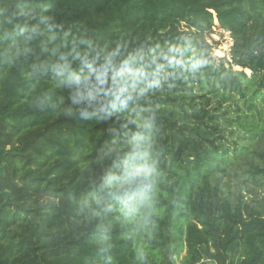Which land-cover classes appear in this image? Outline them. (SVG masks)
<instances>
[{
	"label": "trees",
	"instance_id": "1",
	"mask_svg": "<svg viewBox=\"0 0 264 264\" xmlns=\"http://www.w3.org/2000/svg\"><path fill=\"white\" fill-rule=\"evenodd\" d=\"M236 128L264 137V0H0V264H264Z\"/></svg>",
	"mask_w": 264,
	"mask_h": 264
},
{
	"label": "rangeland",
	"instance_id": "2",
	"mask_svg": "<svg viewBox=\"0 0 264 264\" xmlns=\"http://www.w3.org/2000/svg\"><path fill=\"white\" fill-rule=\"evenodd\" d=\"M207 42L212 46V55L216 58L229 59V51L233 45V40L228 32L220 29L218 23L214 20V27L212 34L206 37ZM235 70H240L235 68ZM249 74L248 71H246ZM233 129V128H232ZM232 129H226L224 136L228 141H236L240 146H244L250 151L248 155H245L240 159V165L236 166L231 172L226 173L220 179V185L223 193L227 195L232 201L236 202L238 198H241L243 202L249 205L255 211L264 214V176L260 173H254L252 176V170L249 169L246 163H251L253 166L264 169V137L260 136H247V133L239 131L237 128L232 131L239 138H231L229 132ZM238 132V134H237ZM242 161V162H241ZM156 211L153 207L147 203L145 214H154ZM147 218H142V223L136 232V239L139 237L143 240L141 246H145V235H149L150 229H148ZM186 254L185 248L181 249L175 256V264H182L184 256Z\"/></svg>",
	"mask_w": 264,
	"mask_h": 264
}]
</instances>
